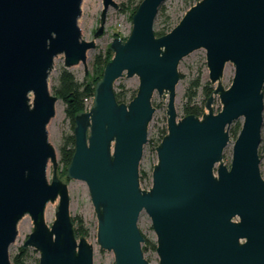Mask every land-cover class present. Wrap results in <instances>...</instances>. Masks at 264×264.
<instances>
[{"label":"water","instance_id":"water-1","mask_svg":"<svg viewBox=\"0 0 264 264\" xmlns=\"http://www.w3.org/2000/svg\"><path fill=\"white\" fill-rule=\"evenodd\" d=\"M164 1L142 0L127 38L112 40L93 102L75 115L67 176L86 182L97 242L113 252L114 264H150L138 225L143 210L156 233L159 264H264V0H195L171 30L157 35ZM82 2L0 0V264H13L10 245L26 214L34 226L22 250L35 247L39 264H94V245L75 232L69 185L58 173L47 128L59 100L49 83L55 58L62 55L67 68L83 62L88 74L87 52L104 31L109 7L120 8L102 0L99 27L88 40L79 25ZM199 48L216 86L202 115L179 117V64ZM228 62L234 75L225 87ZM124 74L139 77L128 102L118 101L115 90ZM156 93L168 101V130L156 146L152 184L143 188L140 162ZM238 119L228 164L224 152ZM57 199L48 224L47 203Z\"/></svg>","mask_w":264,"mask_h":264},{"label":"rangeland","instance_id":"rangeland-1","mask_svg":"<svg viewBox=\"0 0 264 264\" xmlns=\"http://www.w3.org/2000/svg\"><path fill=\"white\" fill-rule=\"evenodd\" d=\"M119 4L126 2L127 0H115ZM195 0H165L159 8V12L155 19L154 29L169 31L171 30L182 18L187 9L193 4ZM164 7V13L162 11ZM103 8L102 0H83L82 13L79 17V25L82 29V35L84 38L90 40L94 38V33L99 27V20L101 10ZM132 29V19L129 11H124L120 8L116 9L110 6L107 12L106 22L103 33L96 38V47L89 49L87 52V66L88 74H85V66L83 62L71 66L69 69L75 74L79 81L89 80V75L93 72V60L96 54L105 52L114 37L119 36L122 39H126ZM111 50V49H110ZM113 53V52H112ZM64 65V58L62 55H58L55 58L54 68L51 71L49 83L51 91L53 92V86L57 83V77L59 75L60 68ZM180 73L183 74L176 87V107L179 117L185 115L184 103L186 101L184 93L187 87L190 85V81L193 78L201 76V85L196 89L197 96L195 102L204 104V110L206 111V92L207 87L215 88L216 84H213L209 79V68L206 60V50L204 48L196 49L186 56H184L179 64ZM234 75V65L231 62L226 64L224 74L222 76V83L225 87H228ZM139 86V77L134 75L127 77L126 74L119 77L115 83V90H122L124 92L123 101L128 102L135 90ZM264 91V86H263ZM93 102V96H92ZM88 105V107L92 104ZM167 100L161 98L158 93L154 95L153 104L156 106V110L153 114V118L149 124L148 141L144 145L143 156L140 162V174H141V186L143 188H149L152 184V172L154 164L157 162L156 146L159 139L162 138L164 131L167 129ZM66 104L59 98L56 103V113L51 118L47 125L49 140L56 147L58 152V173L62 169V162L60 161V145L63 142V137L66 134L74 132L72 128V122L67 117L65 111ZM87 107V108H88ZM222 108V103L219 95H216L214 100V110L219 111ZM264 117V109H263ZM241 120L242 119H238ZM236 122V121H235ZM262 139L259 145V156L261 158L260 168L264 174V124L262 126ZM234 138L231 135V140L224 152V159L229 164L232 158V148ZM52 165L50 164L48 169V177L51 178ZM60 175V173H59ZM64 181L68 182L69 194H70V212L72 216H81L84 220L85 227L88 229L87 239L94 245V264H114V254L112 251L103 249L97 242V225L98 219L92 200L90 198V192L85 181L68 178L67 175L60 176ZM59 200L54 202H48L45 209V218L48 224H51L55 219L56 206ZM27 218V224H18V235L16 240L10 245V256L19 252L24 240L28 237L29 233L33 230V220L29 214L23 216ZM22 218V219H23ZM21 219V220H22ZM20 220V221H21ZM138 225L146 237L147 240L156 242V233L154 231L151 218L149 214L143 210L138 219ZM149 242V241H148ZM143 243L144 252L146 258L150 261V264H159V255L155 248L150 243ZM27 249V257L25 264H38L39 263V251L29 246Z\"/></svg>","mask_w":264,"mask_h":264},{"label":"trees","instance_id":"trees-1","mask_svg":"<svg viewBox=\"0 0 264 264\" xmlns=\"http://www.w3.org/2000/svg\"><path fill=\"white\" fill-rule=\"evenodd\" d=\"M142 0H127L120 4V9L124 11L130 12V17L132 19L133 14L136 12L140 2ZM162 11L164 13V7H162ZM157 35H162L168 31L163 30H155ZM113 53L110 50V47L107 48L105 52L96 54L93 60V72L89 75V80L79 81L75 74L67 67L62 66L59 71V75L57 77V83L53 86V93L57 94L59 98H61L65 104V111L67 117L72 122V128L74 130L75 123V115L77 112L87 109L86 98H90L94 94L96 82L103 76L104 68L106 63L112 58ZM181 76L183 74L181 73ZM201 76L193 78L190 81V85L187 87L184 96V113L185 114H197L202 115L204 113V104H199L195 102V98L197 96L196 89L201 85ZM214 88L207 87L206 92V100L212 94ZM137 90L133 93L131 99L135 96ZM116 96L118 101H123L124 92L122 90H116ZM242 122L241 120H237L230 127V134L235 139L241 129ZM167 133V130L164 131L163 136ZM162 136V138H163ZM159 139L157 145L162 140ZM75 151V136L74 132L70 134H66L63 137V142L60 145V161L62 162V169L60 170V176L67 175V168L69 163L72 160L73 154ZM72 220L74 223V228L77 236H88V229L85 227L83 218L79 216H72ZM146 238V237H145ZM149 241V242H148ZM147 242L152 245L153 248L156 249L157 243L155 241L145 240L144 243ZM27 249L22 250V246L15 255L12 256L13 264H25L27 257ZM39 264V263H38Z\"/></svg>","mask_w":264,"mask_h":264},{"label":"bare ground","instance_id":"bare-ground-1","mask_svg":"<svg viewBox=\"0 0 264 264\" xmlns=\"http://www.w3.org/2000/svg\"><path fill=\"white\" fill-rule=\"evenodd\" d=\"M20 224H23V225H26L27 224V218H23L21 221H20Z\"/></svg>","mask_w":264,"mask_h":264},{"label":"built area","instance_id":"built-area-1","mask_svg":"<svg viewBox=\"0 0 264 264\" xmlns=\"http://www.w3.org/2000/svg\"><path fill=\"white\" fill-rule=\"evenodd\" d=\"M85 100H86L87 107H88V105L92 102V97H90V98L88 97Z\"/></svg>","mask_w":264,"mask_h":264}]
</instances>
